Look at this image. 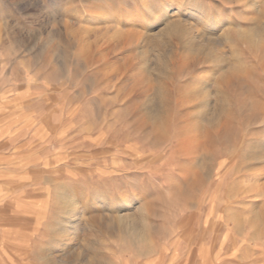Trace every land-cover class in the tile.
Listing matches in <instances>:
<instances>
[{
	"label": "rangeland",
	"instance_id": "374dc122",
	"mask_svg": "<svg viewBox=\"0 0 264 264\" xmlns=\"http://www.w3.org/2000/svg\"><path fill=\"white\" fill-rule=\"evenodd\" d=\"M163 19L204 53L160 73L130 38ZM258 147L264 0H0V264H264Z\"/></svg>",
	"mask_w": 264,
	"mask_h": 264
},
{
	"label": "bare ground",
	"instance_id": "6f19581e",
	"mask_svg": "<svg viewBox=\"0 0 264 264\" xmlns=\"http://www.w3.org/2000/svg\"><path fill=\"white\" fill-rule=\"evenodd\" d=\"M167 20H169V19H167ZM182 29L178 26L177 23H172V22L170 23L169 21H166V19H163V21L157 22L155 25H153L146 33L136 32L135 30L133 31V29H132L133 32H131L132 37L130 39H131V41H135L137 46H139L138 47L139 48L138 54H139L140 58L146 61V59H149L150 56L153 57L154 61H155L154 65L156 67L155 70L159 71L160 73H164L165 72V63H164L165 61L164 60H165V54H167L164 52H165V50L167 51L169 47H171V42H172L173 38H179L180 41L182 42L183 46L182 45L181 46H182V51L185 52V54L183 53L184 55H186V53H190V54L198 53V52L204 53V49H203L202 45L199 42L195 43L193 41V37L188 32L182 31ZM125 40H126V38H125ZM110 43H112V42H110ZM205 53H207V52H205ZM198 55L200 56V54H198ZM152 63H153V61H152ZM147 70H148V68H147ZM144 71H145V69H144ZM146 74H148V73H146ZM199 94H200V92H199ZM223 102H224V97H223V95L219 94L217 99L215 100V103L213 104V106L207 110H204L202 114L208 115V116L215 115V113H217V111L222 106ZM166 106H167V102L163 98L162 92L159 89L157 91L155 97L152 99H149L146 102V104L143 106L142 111L145 115H147V117L158 122L164 118L163 115L165 114ZM197 108H199V107H197ZM198 119H199V117H198ZM255 152H257V158H264V150L260 151V148L258 147V148H256ZM67 210H68L69 214H71L72 216L74 215V217H75V215H76L75 204L72 200H69ZM78 221H79V217H77L73 221L74 224H72L70 226L71 234L76 232V230L79 226Z\"/></svg>",
	"mask_w": 264,
	"mask_h": 264
},
{
	"label": "crops",
	"instance_id": "0c3cea01",
	"mask_svg": "<svg viewBox=\"0 0 264 264\" xmlns=\"http://www.w3.org/2000/svg\"><path fill=\"white\" fill-rule=\"evenodd\" d=\"M22 236V233L20 232V230L17 229H13V228H7L5 229V231H3L2 237L4 239H6L8 241L9 244L11 245H16V243L12 244L15 240V242L17 241V238Z\"/></svg>",
	"mask_w": 264,
	"mask_h": 264
}]
</instances>
